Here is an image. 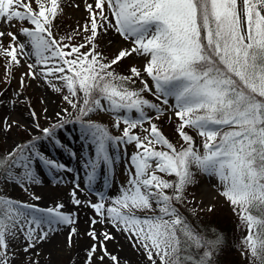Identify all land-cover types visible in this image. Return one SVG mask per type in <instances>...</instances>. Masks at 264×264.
<instances>
[{
  "label": "snow or ice",
  "instance_id": "6c2138e0",
  "mask_svg": "<svg viewBox=\"0 0 264 264\" xmlns=\"http://www.w3.org/2000/svg\"><path fill=\"white\" fill-rule=\"evenodd\" d=\"M86 10L89 20L75 35L81 30L88 35L84 43L74 44L72 34L58 39L53 33L55 20L63 13L61 0H0V23L30 25L19 29L23 41L16 33L0 31V56L8 58L9 72L20 64V57H34L26 76H42L56 92L67 89L64 100L77 115L69 119L72 113L63 109L64 117L40 131L60 146L57 131L69 123L79 125L81 138L93 149L85 163L90 187L98 169L111 170L120 159V149L135 144L136 152L126 167L127 185L115 197L98 193L99 202L90 206L127 233L133 248L143 251L150 264H213L222 235L206 238L177 207L184 202L186 188L195 183V166L218 178L221 195L246 226L242 254L248 255L250 264H264V0H94V6L88 3ZM110 30L132 46L108 60L97 51L96 41ZM4 36L10 37L6 47ZM84 48L88 50L81 51ZM133 54L147 59L143 69L132 67L129 76L116 73L113 66ZM142 72L151 78V86L142 79ZM53 79L61 85L52 83ZM136 79L142 88L130 87ZM144 92L160 103L144 98ZM163 106L179 121L176 131L183 142L179 149L146 111L155 110L159 119L166 110ZM97 111L113 113V126L124 125L121 134L112 135L106 126L92 121L90 114ZM12 127L7 124L5 130ZM138 127L146 135L134 132ZM186 129L197 131L203 154ZM38 139L0 155V176L24 186L40 183L34 165L68 170L38 150ZM71 195L74 204L82 203L75 190ZM106 201H110L107 207ZM63 208L60 203L40 208L0 196V264H11L9 237L23 234L28 252L60 226L72 225L73 215ZM138 211L154 214L139 216ZM76 234L72 228L69 244ZM88 235L97 243L88 252L87 264H92L98 246L103 252L98 257L101 264L105 257L120 264L104 246L113 239L109 233H102V240L95 231Z\"/></svg>",
  "mask_w": 264,
  "mask_h": 264
},
{
  "label": "rangeland",
  "instance_id": "374dc122",
  "mask_svg": "<svg viewBox=\"0 0 264 264\" xmlns=\"http://www.w3.org/2000/svg\"><path fill=\"white\" fill-rule=\"evenodd\" d=\"M88 3H92L94 6V0H61L63 13L57 17L53 28V33L57 35L58 39L72 34L73 40L71 42L76 43L79 38L84 39L87 36V33L82 30L79 35H75V32L82 29L83 25L89 20V13L86 10V4ZM33 7H35V4H33ZM22 26L30 27L27 22L13 21L12 26L0 23V31L16 33L19 40L23 41L24 37L19 34V29ZM67 42L65 41V43ZM2 43L6 47L10 43V37L4 36ZM96 43L97 51L101 52L108 60L113 59L119 50L132 46L131 42L125 41L112 30L98 37ZM82 50L87 51L88 49L84 48ZM7 62L8 58L6 56H0V152L7 154L17 145H27L34 137H40L35 141L38 150L64 164L68 170L54 171L47 167L34 165L40 183H26L24 186L5 175L0 183V196L10 197L26 204L37 205L40 208L55 207L60 203L64 205L61 211L73 215L75 221L72 225L60 226L59 230L51 234L47 240L37 243L28 252L24 251L28 241L24 239L23 234L18 233L15 239L9 237L11 264H87L88 252L93 244L97 243L88 235L90 231H95L101 240L103 239L101 234L105 232L113 237V239L105 241L104 246L109 253L118 257L120 264H150L143 251L137 252L133 248L127 233L115 227L110 220L97 215L90 204L86 206L83 203L85 199L88 200L87 204L99 202L98 193L107 194L109 189L115 192V195L109 193V197L120 194L121 187L126 186L128 183L129 177L126 167H130L129 158L136 152L135 144H129L126 148L122 147L120 149V159L111 170L98 169L96 182L99 188L94 192L95 201L90 202L87 197L85 198L86 195L81 197L79 192L82 188V179L87 183V172L89 170L85 167V163L93 149L86 140L81 138L79 125L69 123L57 131L56 139L60 141V146H54L53 142L45 138L40 131V129L50 127L64 117L63 109H68V111L71 109V105L64 100V96L69 95L67 89L63 88L61 92H56L42 76H37L36 79L26 76L25 73L29 71L28 65L35 62L34 57H20V64L13 66L10 72L7 70ZM146 63L147 59L145 57L133 54L114 65L113 68L115 71L122 69L130 72L132 67L142 70ZM142 74L151 86L152 80L148 78L146 73L142 72ZM22 80L24 81L23 84H21ZM52 83L60 86L62 82L53 79ZM143 96L153 103H160L150 92H145ZM169 103L172 104L174 101L170 99ZM163 107L166 110L163 115L159 116V119L155 118L157 115L155 110L146 109L148 115L153 117V122L159 127L163 125L162 120L166 118L176 119L171 109L167 106ZM33 112L36 114L35 117L32 116ZM57 113H61V116L58 117ZM131 115L135 117L137 114L133 112ZM71 117H73V114ZM90 119L106 126L112 135H120L124 127L121 124L119 129L115 128L113 126L115 124L114 114L107 111L91 113ZM7 124H13L11 130H5ZM37 124L39 128L36 127ZM144 127L147 128L149 125L145 123ZM162 129L164 132H172L170 128L165 126ZM194 131L198 136L197 131L195 129ZM134 132L141 136L146 135L139 127ZM23 136L32 137V140H25ZM181 143L183 142L181 141ZM175 145L178 148L181 144L177 143ZM198 148L200 153L203 154L201 137ZM74 149L77 151L75 152ZM66 153L71 154V157L75 160V168L64 162L63 158ZM16 171L19 173L22 170L17 169ZM194 179L195 183L189 185V196L187 198L192 211L210 212L222 207L227 208V200L221 195L223 185L217 177L205 174L198 169ZM77 185H79L78 188ZM74 190L76 191V198L82 201L80 205L73 203L71 193ZM34 196H39L40 199L35 200ZM109 203L110 201H106L105 207ZM136 214L145 216L154 213L138 211ZM94 219L97 221L95 224H93ZM72 228L77 230V234L73 236L72 242L69 244L68 237ZM244 228L245 233L246 227L244 226ZM237 248V244H234L229 250L233 253ZM100 255H103V252L99 250L98 246L92 264H101L98 259ZM103 264H113V262L110 258L105 257Z\"/></svg>",
  "mask_w": 264,
  "mask_h": 264
},
{
  "label": "trees",
  "instance_id": "16d2710c",
  "mask_svg": "<svg viewBox=\"0 0 264 264\" xmlns=\"http://www.w3.org/2000/svg\"><path fill=\"white\" fill-rule=\"evenodd\" d=\"M54 35L57 37L55 33ZM82 40L84 39L79 38L77 40L78 43L76 42L74 44L84 43V41ZM115 72L123 76H129L131 74L130 72L124 71L122 69ZM142 79L145 80L143 74H142ZM138 80H136V83L134 85H130V87L135 89L142 88L143 85L141 84V81ZM69 112L73 114V117H75L77 114L76 112H74L72 108L69 109ZM162 122L163 125L159 128L164 133V135L169 140H171L173 144H177V143L182 144L181 139L176 131L179 121L177 119L166 118L162 120ZM164 126L166 128H170L172 132L171 133H168V131L164 132L162 129V127ZM186 131H188L189 134L194 137L197 147L200 146V136L199 135L197 136L195 134L196 132L194 131V129H186ZM23 137H25L24 138L25 140L26 139L32 140V137L29 136H23ZM0 155H4V154L0 152ZM192 171L194 173V176H196L198 169L195 166H193ZM158 175H162L163 178L168 180L175 179L174 176H167L160 173H158ZM4 176L5 175L0 176V183ZM188 190H189V186L186 188L184 193V197H185L184 202L182 204H177L180 213L187 219L188 223L191 224L192 227L196 229L197 232L201 233L206 238L215 239L217 234H221L223 237V243L219 246L217 252L215 253L213 264H250V258L248 257V255L242 254L245 252V249L241 243L242 239L248 235V230L246 228V232L244 233L245 228L243 224H241L239 215H237V213L233 211V206L230 204V202L227 201V208L222 207L221 209L212 210L210 212L192 211L188 205V199H187L189 196ZM170 191L171 190H169V192ZM240 228H241V232L239 233ZM234 244H237L238 248L233 253H231L229 248ZM198 251L199 254L203 253V249H199ZM253 264H255V262H253Z\"/></svg>",
  "mask_w": 264,
  "mask_h": 264
},
{
  "label": "bare ground",
  "instance_id": "6f19581e",
  "mask_svg": "<svg viewBox=\"0 0 264 264\" xmlns=\"http://www.w3.org/2000/svg\"><path fill=\"white\" fill-rule=\"evenodd\" d=\"M74 151L76 152L77 150L76 149H74ZM63 160H64V162L67 164V165H70V166H72V167H76V165H75V160L71 157V154H69V153H66V155H65V157L63 158ZM80 178H81V176H80ZM82 179V178H81ZM83 181H82V188H81V190H80V196L82 197L83 195H86L85 196V198L87 197L88 199H89V201L90 202H92V201H95V194H94V192H95V190L96 189H98L99 188V186H98V183L95 181V183L90 187L89 185H88V183H86L85 181H84V179H82ZM86 181H87V179H86ZM81 192H83V193H81ZM110 193V195L112 194V195H115V192L113 191V190H108L107 191V196H108V194ZM87 201L88 200H86L85 199V202L83 201V203L87 206H89V204L90 203H88L87 204ZM123 256H125V254H123Z\"/></svg>",
  "mask_w": 264,
  "mask_h": 264
}]
</instances>
